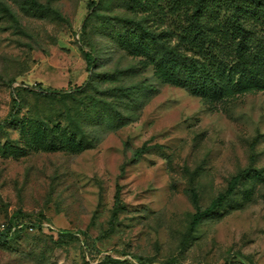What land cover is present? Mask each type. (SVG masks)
I'll list each match as a JSON object with an SVG mask.
<instances>
[{
  "label": "rangeland",
  "instance_id": "374dc122",
  "mask_svg": "<svg viewBox=\"0 0 264 264\" xmlns=\"http://www.w3.org/2000/svg\"><path fill=\"white\" fill-rule=\"evenodd\" d=\"M36 1L0 0V264H264L260 66L186 50L193 0Z\"/></svg>",
  "mask_w": 264,
  "mask_h": 264
},
{
  "label": "trees",
  "instance_id": "16d2710c",
  "mask_svg": "<svg viewBox=\"0 0 264 264\" xmlns=\"http://www.w3.org/2000/svg\"><path fill=\"white\" fill-rule=\"evenodd\" d=\"M28 2L38 10H47L44 4L36 0H28ZM91 2L94 4L95 1L91 0ZM220 2L230 13L229 16L226 17V21L222 24H211L203 20V16L208 14V6L212 8V20L224 18V16L221 15L222 9L219 5ZM249 22L261 25L262 27L264 26V0H193L189 9V24L180 31L178 41L180 43L181 41H185L188 45L186 50H195V52H198L211 68H215V54L222 46L229 49L234 48L233 50L241 63L248 64L247 62H250L260 66V71L256 73V78H258V84L264 86V48L261 49L259 47V50L253 51V49L251 50L249 47L248 43L251 42V33L248 26ZM260 45L264 47V45ZM184 52L186 51L184 50ZM162 54L168 59H178L182 63H184V60L188 59L187 56L183 55L184 53L174 52L172 47L169 46L163 47ZM84 59L88 71H90V68L93 67L94 60L87 52L84 53ZM221 77V75H217V79L222 80ZM38 88L36 93L46 98H56L63 92L62 89L41 88L40 85H38ZM13 103V109H15L18 103L15 99ZM14 114L15 112L12 110L9 114V118L13 117ZM3 122H6V120ZM3 122L0 123V127ZM140 152L141 150L135 151L134 156L138 157L141 154ZM238 180L239 176H234L225 193L219 194L204 209H196L190 221V231L195 229L206 215L222 205L226 197L232 193L233 189L236 187ZM193 198L195 200V194ZM117 201L118 193L115 194V202L117 203ZM12 226L13 225L10 223H7L5 228L0 230V241L7 239ZM16 230L17 229L12 233Z\"/></svg>",
  "mask_w": 264,
  "mask_h": 264
}]
</instances>
